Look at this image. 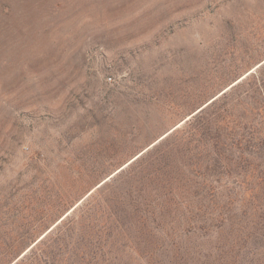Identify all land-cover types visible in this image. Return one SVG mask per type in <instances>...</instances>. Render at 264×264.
Returning <instances> with one entry per match:
<instances>
[{"label":"rangeland","instance_id":"obj_1","mask_svg":"<svg viewBox=\"0 0 264 264\" xmlns=\"http://www.w3.org/2000/svg\"><path fill=\"white\" fill-rule=\"evenodd\" d=\"M262 62L264 0H0V264L52 228L104 232L102 264H264Z\"/></svg>","mask_w":264,"mask_h":264},{"label":"trees","instance_id":"obj_2","mask_svg":"<svg viewBox=\"0 0 264 264\" xmlns=\"http://www.w3.org/2000/svg\"><path fill=\"white\" fill-rule=\"evenodd\" d=\"M241 86V85H240ZM239 88V86H234L231 88L232 91H235ZM227 93L223 96L225 97ZM218 104V101L215 100L211 104H209L205 109L199 112L194 116L193 121L201 120L205 115L209 114V112ZM192 121V120H191ZM213 118H209L207 123H213ZM106 186L107 183H106ZM100 192V191H99ZM89 199V198H88ZM87 199V200H88ZM120 206V200L116 201ZM91 201L88 200L80 209L76 212L81 214L80 223L83 225H90L91 222V214H90V205ZM143 209L145 205H141ZM98 217V216H97ZM120 217V216H119ZM73 218V217H72ZM75 218V217H74ZM99 218H102L99 216ZM120 219V218H118ZM69 220L68 216L61 221L62 226L65 225ZM116 222H119L116 221ZM88 228V227H87ZM117 228V226H116ZM84 229V228H82ZM60 229H58L59 232ZM118 230V229H117ZM73 230L72 232H74ZM70 232V231H69ZM68 233V232H67ZM81 235L87 239L86 245L84 244L81 249H73L72 246L60 245L57 244L53 247H49L47 249H42L44 245V240H47V235L41 239L32 249L23 256L20 263L17 264H102L107 260L106 254H104L102 247L93 248L92 244H90V237L95 238L100 236V239L103 238L104 232H89V231H81ZM115 238V237H114ZM92 247V248H91ZM104 247V245H103Z\"/></svg>","mask_w":264,"mask_h":264},{"label":"water","instance_id":"obj_3","mask_svg":"<svg viewBox=\"0 0 264 264\" xmlns=\"http://www.w3.org/2000/svg\"><path fill=\"white\" fill-rule=\"evenodd\" d=\"M264 64V62H262L260 65L257 66V68L261 67ZM245 78V77H244ZM243 78V79H244ZM242 79V80H243ZM237 81L236 83H234L233 85H231L229 88H227L225 91H223L222 93H220L219 96L214 97L213 99H211L209 102H207L205 105H203L201 108H199L197 111H195L188 119H186L184 122H182L181 124L185 123L186 121H188L189 119H191L192 117H194L195 115H197L199 112H201L203 109H205L209 104H211L213 101L217 100L221 95H223L224 93H226L229 89H231L232 87H234L235 85H237L240 81ZM180 125L175 126L173 129H171L170 131H168L165 135H163L157 142L153 143L149 148H147L145 151H143L142 153H140L139 155H137V157H135V159H133L132 161H130L125 167H127L129 164H131L133 161H135L136 159H138L141 155H143L146 151H148L150 148H152L153 146H155L158 142H160L161 140L165 139L168 135H170L173 131H175ZM124 169H118L115 173H113L111 176H109L107 179H105L103 182H101L100 184L97 185L96 188H100L103 184H105L108 180L112 179L115 175H117L118 173H120V171H122ZM92 193V191L84 198L86 199L90 194ZM84 199H82L73 209H71V211L65 215L63 218H61V220L58 222L60 223L63 219H65V217H67L72 211H74L76 209V207L78 205H80ZM58 223L56 225H58ZM55 225V226H56ZM54 226V227H55ZM53 229V228H52ZM52 229H50L44 236H42L32 247H34L41 239H43ZM32 247H30V249H28L25 253H23L19 259H21L24 255H26V253L28 251H30L32 249ZM15 264V263H13Z\"/></svg>","mask_w":264,"mask_h":264}]
</instances>
